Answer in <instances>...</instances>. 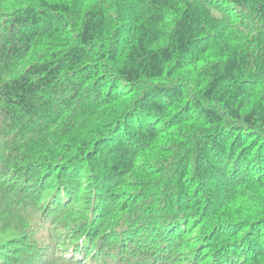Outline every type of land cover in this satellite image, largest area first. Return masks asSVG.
<instances>
[{
  "label": "trees",
  "instance_id": "trees-1",
  "mask_svg": "<svg viewBox=\"0 0 264 264\" xmlns=\"http://www.w3.org/2000/svg\"><path fill=\"white\" fill-rule=\"evenodd\" d=\"M0 264H264V0H0Z\"/></svg>",
  "mask_w": 264,
  "mask_h": 264
}]
</instances>
